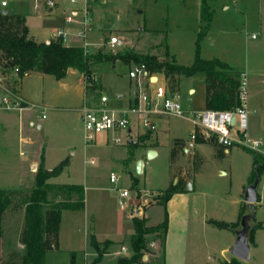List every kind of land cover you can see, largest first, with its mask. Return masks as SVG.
Masks as SVG:
<instances>
[{
    "label": "rangeland",
    "instance_id": "obj_1",
    "mask_svg": "<svg viewBox=\"0 0 264 264\" xmlns=\"http://www.w3.org/2000/svg\"><path fill=\"white\" fill-rule=\"evenodd\" d=\"M35 1L9 0L8 6L2 8L0 0V10L23 13L36 35L51 38L59 25L50 16L35 13ZM67 1L62 6L67 9V16L73 9H78L76 23L69 24L71 29L83 28L81 21L88 17L90 52H155L164 59L170 44L179 61L190 64L194 59L198 33L210 23L209 35L202 42V56L221 57L238 72H246L247 132L251 140L263 142L257 151L264 158V0H91L89 4L85 0ZM199 1H202V10ZM112 36H117L122 42L112 46L109 43ZM78 40L83 41L82 38ZM135 64L117 60L93 67L94 79L100 85L98 95L108 97L110 109L124 110L130 106L132 79L129 70ZM42 76L33 71L19 81V86L22 80L24 86L30 85L35 96L41 98L45 95L50 99L43 103L50 107L43 110L46 116H42L39 108L36 113L43 122L42 128L26 123L27 112L19 114L0 110L3 117H9L7 128H0V188H32L43 153L48 169L62 159L70 158L71 162L63 172L49 180L56 184L49 188L52 204L47 207L60 201L79 200L83 196L85 209H62L59 247L46 251L43 264H70L73 254L78 264L91 263L98 255L89 245L92 233L113 241L97 264H117L119 256H131L129 236L134 231L132 196L125 199L128 205L122 208L119 189L127 188L137 193L141 198L138 208L147 206L145 214L149 225L160 223L165 212L169 213L175 246L181 247L188 229L187 264H209V248L205 245L208 239L223 245L232 243L230 247L233 246L237 230L241 227L240 209L243 215L255 212L250 222L252 226L264 221V199L262 204L256 202L254 206L245 200V190L254 172L253 154L249 148L234 144L226 152L223 147L220 150L213 144L196 141L194 147L186 152L185 147L189 146L191 133L197 126L188 119L173 115L157 116L156 131H146L134 121L131 133L127 129L102 132L93 141H87L83 120L78 109L74 108L78 100L67 99L65 94L57 91L53 82L60 79L53 74L46 75L45 79ZM190 80V76L184 75L175 83L171 77L165 76L164 80L161 76V81H166L172 91H176L178 86L179 100L187 111L203 106L200 93L196 96L188 93ZM132 82L135 85L136 81ZM79 100L82 102V95H79ZM20 117L25 121L21 136L33 137L38 148V162L34 170L31 167L30 144L19 140ZM133 119L138 120L136 116ZM119 136L122 142L117 143L115 138ZM233 137L236 141L241 138L236 128H233ZM176 139H182L185 146L173 161L172 150ZM151 148L156 150L153 156H150ZM196 153L201 159L198 169L195 168ZM139 160L143 162L140 172L137 170ZM112 173L118 176L117 182L111 181ZM181 178H191L192 189L174 193L166 205L156 203L164 191ZM74 184L81 185L83 192L68 187ZM258 194L264 195V170L260 173ZM13 198L21 205L10 207L3 214L2 259H7L13 251L25 252L18 239L25 224V202L21 195ZM187 210L191 216L188 222L184 218ZM204 214L209 218L236 221L237 227H216L217 233L211 234L204 229L201 218ZM258 229L255 232L257 245L251 243L250 259L242 261L244 264H264V228ZM151 238L153 242L154 236ZM156 240L161 242L160 238ZM152 242L150 247L154 248ZM164 250L161 248L154 254L146 253L141 264H165Z\"/></svg>",
    "mask_w": 264,
    "mask_h": 264
},
{
    "label": "trees",
    "instance_id": "obj_2",
    "mask_svg": "<svg viewBox=\"0 0 264 264\" xmlns=\"http://www.w3.org/2000/svg\"><path fill=\"white\" fill-rule=\"evenodd\" d=\"M210 27V23L204 26L198 33L196 40V53L192 64L183 65L177 63L176 59L169 54L167 47V57L161 59L153 53H136L132 51L109 53L103 50L96 52L86 51L82 45H66L60 40L51 39L49 43L38 41L30 35L27 18L24 14L7 12L0 10V72H10L18 68L17 75L10 80L12 85H19V78L30 74L33 71L53 74L57 79L66 76L70 67L79 69L85 78V104H90L97 100L100 85L95 81L93 67L103 62L123 63L131 62L144 63L149 73L165 74L172 77L175 74L193 76L203 73L206 83V109H219L221 99V89L226 84V74L232 73L235 69L226 61L214 57L206 59L201 53V44ZM168 46V45H167ZM233 85V84H232ZM198 143H209L224 149L217 136L206 137L200 131L197 137ZM185 142L176 139L172 150V159L178 158L180 149H183ZM247 148V147H245ZM221 150V149H220ZM254 159L253 182L256 172L259 174L264 170V158L257 150L250 149ZM195 168L200 167L201 159L198 153L195 154ZM68 159H63L55 167L48 169L44 165V159L36 172L35 184L27 190H6L0 189V264H43L45 253L48 249L59 247V233L61 226V211L63 208L84 209L85 201L81 196L79 200L60 201L55 206L50 200L49 188L53 185L49 180L60 175ZM187 180L181 178L175 185H172L164 194L156 200V203L166 205L174 193L186 190ZM72 190L83 192L81 185H69ZM21 195L25 202V224L20 234V242L25 247V252L13 251L7 259H2V218L4 212L10 207H17L21 202H15L14 196ZM147 209L145 206L144 210ZM244 213L241 209V217ZM134 232L130 237L131 256H119L117 264H141L144 262L146 253L152 252L150 247L153 240L161 239V248L165 249L166 235L169 226V213L166 211L163 221L156 225H149L146 216L133 215ZM209 222L219 228L237 227L238 222H226L217 219H210ZM264 228V222L252 226L249 233L250 243L254 242L256 229ZM113 241L106 239L98 240L92 233L89 238V245L97 252V256L89 264H97L102 260V256L107 253ZM103 246V247H102ZM165 251V250H164ZM70 264H78L73 254ZM224 264H244L237 257L232 256Z\"/></svg>",
    "mask_w": 264,
    "mask_h": 264
},
{
    "label": "built area",
    "instance_id": "obj_3",
    "mask_svg": "<svg viewBox=\"0 0 264 264\" xmlns=\"http://www.w3.org/2000/svg\"><path fill=\"white\" fill-rule=\"evenodd\" d=\"M58 0H37L35 8H38L42 3L47 8H54ZM76 2L77 0H70ZM91 0H85L89 4ZM9 4V0H1V7L5 8ZM69 23L74 21V15L68 16ZM83 28L77 32H71L67 27H57L53 31V39L60 40L66 45H69L72 35L83 39L82 46L86 51L91 42L87 39L88 17L81 21ZM256 35L254 34V37ZM119 42L117 36H112L109 43L115 46ZM18 68H14L10 72H0V110L14 111L22 113L26 109L33 107L22 95L20 86L14 87L10 82L11 78L17 75ZM156 74L149 73L147 66L144 63H137L129 70V77L137 82L139 91L136 94L133 103L124 110H113L109 108V99L106 95H101L97 100H93L90 104H84L82 108V120L87 141H93L98 134L102 132L121 131L132 129L133 122L141 124L146 131H156L157 122L155 117L161 115H173L192 121L197 129L191 133V140L188 149L194 147L199 131L206 137L215 135L219 142L229 151V147L234 144L241 145L253 150H258L263 142L251 140L247 132V78L246 73L241 74L239 94L240 99L237 105L229 110L219 109H201L187 111L184 109L179 98L172 95L166 84L160 83L154 86L152 77ZM21 78L18 80L20 81ZM138 120H134L133 117ZM234 118V122L232 119ZM233 128H236L240 134V140L236 141L233 137ZM131 133V132H130ZM117 143L122 142L121 137L115 138ZM93 162V161H92ZM112 182L118 181V176L112 173L110 176ZM120 191V206L126 208L128 203L126 198L132 196L131 205L134 210L133 215L142 216L143 208H138L139 198L131 189H119ZM124 250L125 246L122 247Z\"/></svg>",
    "mask_w": 264,
    "mask_h": 264
},
{
    "label": "crops",
    "instance_id": "obj_4",
    "mask_svg": "<svg viewBox=\"0 0 264 264\" xmlns=\"http://www.w3.org/2000/svg\"><path fill=\"white\" fill-rule=\"evenodd\" d=\"M36 2H37V0L35 1V4H34L35 13L41 14V15H44V16H50V18L53 20V22L56 25H59V27H67L73 33L78 31V30H73V29L70 28V26H69L70 23L67 21V19H68L67 9L66 8L63 9L64 7H62L68 2L67 0H58L57 1V5L54 8H47L42 3L40 4V6L38 8H35ZM198 5H199V7L202 10V1H199ZM206 9H207V7H206ZM209 13H210V11H209ZM21 14H23V13H21ZM70 15H74V21L73 22H75L76 21V16L78 15V9H73ZM201 15H202V12H201ZM73 22H71V23H73ZM27 24H28V22H27ZM28 26H29V29H30V35L32 37H34L36 40L44 41L46 43H49L50 40L52 39V37L51 38H49V37L42 38V37L36 35L33 32L31 26L29 24H28ZM209 32H210V28H209V30H208V32H207V34L204 37L202 42L205 41V38H207V36L209 35ZM74 39L78 40L79 37L75 36V35H72L71 41H74ZM119 41L122 42V40H119ZM82 43H83L82 40H78V42H73V43L70 42L69 45H82ZM168 47H169V51L168 52H170V55H172L176 59L177 63L183 64V65H190V64L193 63L194 59H193L192 63H190V64L181 63L179 61L180 59L178 58V55L174 52V49H173L172 45L168 44ZM195 53H196V42H195ZM201 53L203 55V44H201ZM153 54H157V53L153 52ZM203 57L206 58V59H211V58L218 57V56H208V57L203 56ZM160 58L162 59V57H160ZM194 58H195V54H194ZM218 58L222 59L221 57H218ZM222 60L226 61L225 59H222ZM226 62H228V61H226ZM243 72H245V71L244 70H240L238 72L236 70V72L234 71L232 73L226 74V77H225L226 78L225 79L226 80V82H225L226 84H224L222 86V89H221V99H220V108H219V110H229V109H232L235 105L238 104L239 99H240V94H239L240 81H241V77L240 76H241V74ZM39 73L43 75L42 76L43 79H45L46 75H48L47 73H41V72H39ZM161 76L165 80L164 74H156L155 77H152V82L153 83L152 84L148 83L147 86L148 87H149V85L150 86H154L157 83L160 84V83H163V82H164V84L167 85L166 81H161ZM183 76L184 75H181V74H175V75H172L171 79L175 83H178V80L179 81L182 80ZM190 77H191L192 80H190V82H188V85H187L188 86L187 87L188 93L191 94L192 96H196L197 94L200 93V96L202 97V100H203L202 101L203 106L200 107V108L199 107L194 108L193 110L205 109L206 108V83H205L204 75H203V73H198V74L190 76ZM49 79H50L49 81H52L51 78H49ZM132 81H133V79L131 80V88H132V90L130 92V94H131L130 105L133 103L134 98H135L136 94L139 91V86L137 85V82L134 85V83ZM53 83H56L57 91L60 92L61 94H65L67 96V99H71V100L72 99H76V100H78V102L75 103L74 108L78 109L79 114H80V118H82V108H83V106L85 104V84H86L83 73L79 69L70 67L68 69L67 74H66L65 77H63L60 80H58V82H53ZM24 85H23V80H22V84L20 85V91H21L22 95L24 96V98L31 105H33V107H30L29 109H26L24 111V112H27L26 113L27 114L26 115V121H27L26 123L29 126H31V127L42 128L43 127V122H40V118L37 117L36 113H37V110L39 108L40 110H42V116L45 117L46 114L44 113L43 110H45L47 108H50V107H47L43 103L45 101H49L50 99L47 98V96H45V95H43L41 98L35 96L34 95V91H32L31 88H30V85H27V86H24ZM169 91H170V93L172 95H174V96H176L178 98L180 97L178 86H177V90L176 91H172L170 88H169ZM79 95H82V102H80V100H79ZM54 108H56V107H54ZM55 111H57V110H55ZM5 113H7V112H5ZM3 116L4 115L1 113L0 114V128L6 129L7 126L9 125V119H8L9 117H3ZM161 116H165V115H161ZM161 116H158V117H161ZM156 118L157 117H155V121H156ZM18 124L20 126V132H19L20 138H19V140L23 141V142H26L27 144H30V147H29L30 149L29 150H30V155H31V167H32V170H34V165H36V163L38 162L37 152H36V150L38 148H36V146H35L36 145L35 139H33V137H30L29 135L21 136L22 126L24 127V124H25L24 118L22 120V118L20 117L19 121H18ZM132 131H133V127H132L131 130H129V132H132ZM151 149H153V148H151ZM153 150H155V149H153ZM185 151L189 152L190 150L187 147H185ZM225 151L228 152L226 149H225ZM42 157L44 159V153H43ZM67 159H68V164H69L71 162V160H70V158H67ZM92 161L94 162V160H92ZM68 164L66 166H68ZM44 165H45V159H44ZM45 167H46V165H45ZM189 180H192V179L191 178L187 179V182ZM50 183L51 184H56L55 182H51V181H50ZM193 188H194V185H193ZM16 190H19V189L17 188ZM258 196H259V198H258L257 202L259 204H262L263 203V199H264V195H262V194L259 195L258 194ZM137 197H138V195H137ZM139 201H141V198H139ZM133 214H134V210H133L132 216H133ZM240 214H241V209L239 210V218H240ZM143 215L146 216L144 209H143L142 216ZM190 217L191 216H190V214L188 213V210H187V213L184 216V218H186V220L188 222L189 220H191ZM201 218H202V222H203V225H204V229L206 231L207 230L210 231L211 234H214V235L217 233L216 232L217 228H216V226L212 225L209 222L210 219H217V220H221V221L230 222L228 220H224V219H220V218H216V217H210L209 218L208 215H205V214L202 215ZM61 222H62V219H61ZM232 222H234V221H232ZM171 229H172L171 228V219H169L168 234H167L166 245H165V264H187L186 256H187L188 250L186 249L187 248L186 246L188 244V237H189L188 229H187V235L185 234V238H184V241H183L184 245L181 244V247L175 246V239L172 237ZM133 232L130 234L129 237H131ZM20 234H21V232L18 235V239H20ZM94 234L96 235V233H94ZM97 238L100 241H102V240L104 241L106 239H110V238L101 239L99 236H97ZM19 243H20V241H19ZM253 243L255 245H257V241L255 240V233H254V242ZM230 244H232V243H229V245H223V244L219 243L216 240H212V241H210V239L206 240V242H205L206 248H209V251L207 252V254H208L207 258L210 260L209 264H224L225 261L230 260L231 257H232V256H228V253L230 254L231 249H232V247H230L231 246ZM152 245L154 246V248H152L153 254L156 251L161 249V242H159L158 240H154L152 242ZM22 248L25 249L24 245H23ZM18 249H20L19 246H18Z\"/></svg>",
    "mask_w": 264,
    "mask_h": 264
},
{
    "label": "water",
    "instance_id": "obj_5",
    "mask_svg": "<svg viewBox=\"0 0 264 264\" xmlns=\"http://www.w3.org/2000/svg\"><path fill=\"white\" fill-rule=\"evenodd\" d=\"M4 13H7V10H3ZM234 122V118L232 119ZM131 130V129H130ZM187 151V150H186ZM150 156L156 154V151L153 149L149 150ZM143 162L141 160L137 163V170L142 171ZM260 182V174L256 172L255 178L252 183L248 185L245 190V200L250 203L252 206L258 201V185ZM186 188L188 190L192 189V181L187 182ZM255 217V212L247 213L242 216L241 227L237 230V239L232 246L231 253L232 256L237 257L241 261H247L250 259L251 252V243L249 241V233L252 228L251 220ZM146 258V255L144 256Z\"/></svg>",
    "mask_w": 264,
    "mask_h": 264
}]
</instances>
